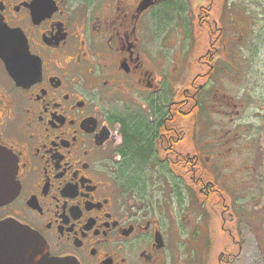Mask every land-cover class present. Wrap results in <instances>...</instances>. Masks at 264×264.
Here are the masks:
<instances>
[{
    "label": "flooded vegetation",
    "instance_id": "obj_1",
    "mask_svg": "<svg viewBox=\"0 0 264 264\" xmlns=\"http://www.w3.org/2000/svg\"><path fill=\"white\" fill-rule=\"evenodd\" d=\"M141 1L0 0V225L10 227L0 264H193L155 204L169 188L180 200L183 123L212 116L214 93L192 83L179 100L168 94L170 0L143 11ZM263 1L220 7L201 80L230 68L233 11L248 20L247 7L264 14ZM136 124L149 129L143 148L128 136ZM190 135V180L212 196L216 184L196 180V155L217 151L216 136Z\"/></svg>",
    "mask_w": 264,
    "mask_h": 264
},
{
    "label": "rangeland",
    "instance_id": "obj_2",
    "mask_svg": "<svg viewBox=\"0 0 264 264\" xmlns=\"http://www.w3.org/2000/svg\"><path fill=\"white\" fill-rule=\"evenodd\" d=\"M226 2L170 0L164 11L165 22H161L167 32L168 94L179 100L183 90L193 93L192 83L194 86L207 83L208 95L214 93V98H210L214 111L210 117L207 113L196 114L184 121V153L190 156H185V169L181 172L186 182L181 192L179 189L181 202L171 200L169 188L167 201L155 204V209L159 217H168L169 230L175 226L180 252L193 264H219V257L224 260L229 257L227 264H264V14L261 11L248 6V20L240 10L233 11L234 55L228 60L230 68L220 77L212 74L211 82L201 80L208 72L201 64L207 61L202 58L211 42L210 21L223 20L218 13ZM196 130L204 141L216 136L218 143L217 151L203 150L196 155L199 161L196 180L200 177L203 182L216 184V194L212 196L203 193L209 188L199 193L200 188L190 180L188 163L195 155L190 134ZM231 137L235 139L233 142ZM222 262L226 264L223 259Z\"/></svg>",
    "mask_w": 264,
    "mask_h": 264
},
{
    "label": "trees",
    "instance_id": "obj_3",
    "mask_svg": "<svg viewBox=\"0 0 264 264\" xmlns=\"http://www.w3.org/2000/svg\"><path fill=\"white\" fill-rule=\"evenodd\" d=\"M137 126H135V125H131V126H129L128 125V128L129 129H127L129 132H128V136H134V138L135 139H138V140H140L141 141V144H142V148L143 147H145V145H146V138H145V136L144 135H141V134H146V133H148L149 132V129H148V131L145 129L146 127L144 126V128H143V126H142V124H136ZM139 145L140 144H137V145H135L137 148H139ZM140 150H141V147H140ZM134 154V153H133ZM134 156V158L135 159H139L140 158V154H139V152H136L135 153V155H133ZM187 164V163H186ZM136 172V176H140V175H142V176H144L145 175V173L144 172H142V171H135ZM189 172H191V171H189ZM133 173V169L132 170H128L127 171V174L128 175H131ZM192 173V172H191ZM191 179V178H190ZM186 180V179H185ZM130 180H128V182H129ZM129 183H131V185H134V184H137V181L136 182H129ZM186 182L184 181V183H183V185L185 184ZM180 189V188H179ZM139 190L140 191H144L145 189H144V187L143 188H139ZM176 196H178V199H180V195L179 194H175ZM181 201H179V203H180Z\"/></svg>",
    "mask_w": 264,
    "mask_h": 264
},
{
    "label": "water",
    "instance_id": "obj_4",
    "mask_svg": "<svg viewBox=\"0 0 264 264\" xmlns=\"http://www.w3.org/2000/svg\"><path fill=\"white\" fill-rule=\"evenodd\" d=\"M156 0H142L140 5H139V10L143 11L146 8L150 7L151 5H153L155 3ZM8 229H10L9 226L6 225H0V237L3 238V240L1 241L4 245L7 244L9 238H10V233L8 232ZM43 247V244L41 242V240L36 236V250H41V248ZM36 264H40V263H36Z\"/></svg>",
    "mask_w": 264,
    "mask_h": 264
}]
</instances>
